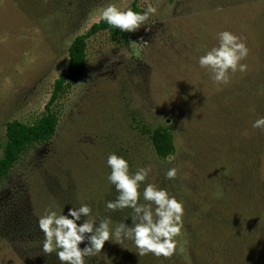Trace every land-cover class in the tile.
<instances>
[{"label": "rangeland", "instance_id": "rangeland-1", "mask_svg": "<svg viewBox=\"0 0 264 264\" xmlns=\"http://www.w3.org/2000/svg\"><path fill=\"white\" fill-rule=\"evenodd\" d=\"M132 1L0 0V156L8 121L45 113L72 39L107 5L125 10ZM148 4L156 13L126 32L127 43L106 31L88 39L81 75L51 106L55 133L0 181V264H52L38 227L45 209L67 215L101 193L93 220L109 217L111 228L112 153L132 173L151 167L139 203L152 183L183 204L176 251L160 262L264 264V131L252 127L264 117V0H139L140 13ZM223 30L246 43L248 68L216 84L198 60ZM142 125L168 127L174 152L157 156ZM170 168L175 179L165 177Z\"/></svg>", "mask_w": 264, "mask_h": 264}, {"label": "clouds", "instance_id": "clouds-1", "mask_svg": "<svg viewBox=\"0 0 264 264\" xmlns=\"http://www.w3.org/2000/svg\"><path fill=\"white\" fill-rule=\"evenodd\" d=\"M156 11V7L151 4L146 6L143 13L135 12L131 7L121 10L109 4L103 9L101 17L110 26L131 33L140 29L149 15ZM217 37L218 46L201 55L198 63L202 69L209 71L214 83L227 84L230 72L247 71L248 66L241 61L247 58L249 49L241 37L230 31H220ZM252 127L264 131V117L256 119ZM107 165L111 170L107 180L118 195L115 200L106 201V209L116 211L131 208V225L121 222L113 230L109 217L100 219L98 223L84 220L77 224L82 216L90 215L91 208L87 204L69 208L67 215L62 214L63 209L60 214L45 209L38 218V227L44 235L43 252L46 255L55 252L61 264H85V257L100 253L105 242L114 237L117 244L131 240L140 256L151 253L156 257H171L176 251L177 242L174 238L180 235L183 227V204L166 189L152 183L146 184L143 189L146 203H139L140 185L147 179L151 167H141L132 173L127 160L114 153L108 155ZM176 176V168H170L165 173L169 180ZM82 243L85 244L83 248L79 247Z\"/></svg>", "mask_w": 264, "mask_h": 264}, {"label": "trees", "instance_id": "trees-1", "mask_svg": "<svg viewBox=\"0 0 264 264\" xmlns=\"http://www.w3.org/2000/svg\"><path fill=\"white\" fill-rule=\"evenodd\" d=\"M139 0H133L131 9L140 13L138 6ZM108 32L114 39L127 43L128 36L126 32L110 26L102 18L91 24V26L83 33L75 36L68 47V63L65 72H61L54 80L53 90L50 99L45 105V113L37 120L31 123L23 122L17 119L8 121L5 125V143L3 144L2 154L0 156V181L7 178L14 164L19 160L20 156L31 145L48 141L56 131L58 124V115L52 109V104L61 96L66 87L71 85L82 73L86 61L87 41L90 37L100 32ZM147 134L157 156L166 158L174 152V143L171 132L166 126H156L154 128H145ZM255 144H259L255 142ZM261 145V144H260ZM111 195V194H109ZM108 195V196H109ZM101 193L92 194L91 198L87 197V203L91 208V213L87 217H81L77 224L83 223L84 220H93L95 214L100 210ZM107 196V195H106ZM105 203V202H104ZM106 204V203H105ZM60 212V210H59ZM61 213V212H60ZM109 215L117 217L112 220L114 223L111 228H115L117 224L124 222L131 225L132 209L124 208L116 211H108ZM99 216L103 214L99 213ZM96 221V220H95ZM98 223V221H96ZM85 244H80L83 248ZM121 249L120 252H117ZM52 264H61L55 252L52 253ZM159 258L151 253L140 256L137 248L131 240H125L121 248H109L107 244L100 253L95 256L85 257V264H165L160 262Z\"/></svg>", "mask_w": 264, "mask_h": 264}]
</instances>
